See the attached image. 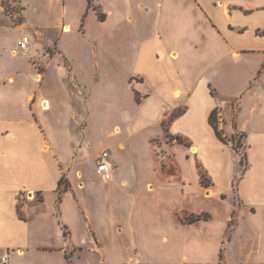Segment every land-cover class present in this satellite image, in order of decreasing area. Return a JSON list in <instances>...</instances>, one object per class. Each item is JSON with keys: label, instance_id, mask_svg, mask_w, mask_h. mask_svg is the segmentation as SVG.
I'll return each mask as SVG.
<instances>
[{"label": "crops", "instance_id": "1", "mask_svg": "<svg viewBox=\"0 0 264 264\" xmlns=\"http://www.w3.org/2000/svg\"><path fill=\"white\" fill-rule=\"evenodd\" d=\"M19 3L16 24L0 0V264H264V0ZM117 78L134 108L153 103L157 131L139 146L114 126L102 149L114 172L96 191L90 91ZM216 107L223 136L246 146L235 192L239 155L208 123Z\"/></svg>", "mask_w": 264, "mask_h": 264}, {"label": "rangeland", "instance_id": "2", "mask_svg": "<svg viewBox=\"0 0 264 264\" xmlns=\"http://www.w3.org/2000/svg\"><path fill=\"white\" fill-rule=\"evenodd\" d=\"M4 6L5 10L7 11V15H10L13 22L16 23V19L20 18L21 16V4L19 3V0H4ZM27 9L28 12L33 16L36 15L34 3H31ZM137 81L138 79H135L132 83H136ZM91 87V110L90 114L88 115V122L86 124L85 133L86 141L91 146L84 152V157H86L87 159H85L84 161L83 168L85 176L93 183V189H95L96 191H100L104 190V186L96 182V178L99 177V174H97V172H95L94 174L93 168L97 165V159L95 158L97 153H99L104 147L109 145L110 141L113 140L109 139L106 134L112 131L114 126H117L120 129V135L117 136L118 138L116 137L117 139L126 138L129 136V134H131L129 140H132L139 146H143L145 144L146 138L151 133L153 134L157 131L156 127L152 126L157 116L153 114L154 106L151 102H149L145 107L141 109H136L133 107L129 91L125 86L124 80L121 78H117V80L112 81L108 80L104 83H95V85ZM137 96L139 99L140 97L138 94ZM116 105H119L120 107L118 109H114ZM236 108L237 103L232 102V110L234 111ZM177 112H180V110ZM124 113L127 114L128 118ZM166 128L167 125H164V130H166ZM223 137L229 141L231 140V138H233L234 144L238 147L237 153L239 155V167L237 170V175L232 182L233 191L235 192L237 181L241 177V174L244 172L243 169L246 167V146L243 143V135L240 133H234L230 138L227 136ZM172 143H175V141L173 140ZM160 146V143L158 144V146L155 145L156 150L159 156L164 157L166 156L165 152L163 151V149H161ZM207 150L212 153L215 149L210 145L205 148L204 151L206 152ZM196 166L198 172L203 175L204 182L209 184L207 175L199 165ZM114 168L115 166L113 165V172ZM65 186H67V181L63 179L60 190L62 191L63 187ZM21 200H25V197H23L22 199H20L19 197V201ZM35 200L40 201L41 197L39 195H36ZM65 214L67 215L69 227L74 232L76 239L80 240V242L83 243L85 240V231L81 223L73 218L70 210L68 212H65Z\"/></svg>", "mask_w": 264, "mask_h": 264}, {"label": "trees", "instance_id": "3", "mask_svg": "<svg viewBox=\"0 0 264 264\" xmlns=\"http://www.w3.org/2000/svg\"><path fill=\"white\" fill-rule=\"evenodd\" d=\"M2 6H3V9H4L5 13L7 14V11L5 10V6H4V0H2ZM21 9L22 8H20V11H21ZM100 17L102 18V16H100ZM22 22H23V18L21 16H20V18L16 19V24H20ZM135 100H136V102H139L137 93H135ZM218 118H219V108L216 107L209 114V117H208V123H209V125L213 129V131H214V133H215V135H216V137H217V139L219 141H221L222 143H225V144H228L229 143L232 146V148L237 152L238 147H237V145L234 144L233 138H231V140L229 141V140H226L223 137L222 132H221V130L218 127V123H219ZM173 140H175L176 142H179L178 139H173ZM240 164H241V162H240ZM244 170H245V168L243 169V171ZM200 180H201V184L202 185L208 186V184L204 182V178H203V175L202 174H200ZM62 181H63V178H61V180L59 181V192L64 191L66 189V187H67V186H65V187H63L62 191L60 190V187L62 185ZM199 219H200V217H194V218L188 219L187 221L189 223H191V222L197 221Z\"/></svg>", "mask_w": 264, "mask_h": 264}, {"label": "built area", "instance_id": "4", "mask_svg": "<svg viewBox=\"0 0 264 264\" xmlns=\"http://www.w3.org/2000/svg\"><path fill=\"white\" fill-rule=\"evenodd\" d=\"M29 40L27 37H22L17 42V50L19 54L25 56L28 52ZM11 82V79L9 80ZM175 141V140H174ZM113 166L108 160V153L103 151L100 155L99 162L96 165V172L102 178L104 182H109L112 179ZM7 258L4 256L1 258V264H6Z\"/></svg>", "mask_w": 264, "mask_h": 264}, {"label": "bare ground", "instance_id": "5", "mask_svg": "<svg viewBox=\"0 0 264 264\" xmlns=\"http://www.w3.org/2000/svg\"><path fill=\"white\" fill-rule=\"evenodd\" d=\"M180 97V94L179 93H176L175 94V98H179ZM191 151V153H196V150L194 149V148H192V150H190Z\"/></svg>", "mask_w": 264, "mask_h": 264}]
</instances>
